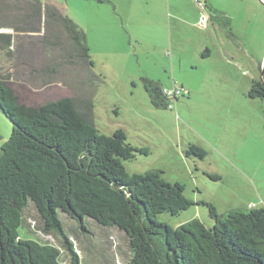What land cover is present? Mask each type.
I'll return each instance as SVG.
<instances>
[{
    "label": "rangeland",
    "instance_id": "374dc122",
    "mask_svg": "<svg viewBox=\"0 0 264 264\" xmlns=\"http://www.w3.org/2000/svg\"><path fill=\"white\" fill-rule=\"evenodd\" d=\"M43 1H58L87 35L96 80L83 84L82 96L93 101L97 128L108 135L121 128L127 142L147 148L124 161L127 171L161 170L168 182L184 184L185 195L194 201L179 215L160 214L159 221L178 227L199 218L212 226L205 203L219 213L264 206V98L249 95L260 67L264 70V0ZM24 37L25 42L39 39ZM35 46L33 66L43 70L51 61L57 72L48 73L44 84L42 74L32 79L29 70L9 69L7 84L18 103L38 106L78 97L85 70ZM147 79L166 91L179 90L169 107L153 103ZM12 129L0 109V152ZM191 145L205 153L191 151ZM60 218L81 264L127 263L130 247L122 231L89 217L86 231H75L77 222ZM42 227L43 219L30 205L21 235L60 246L59 237Z\"/></svg>",
    "mask_w": 264,
    "mask_h": 264
},
{
    "label": "trees",
    "instance_id": "16d2710c",
    "mask_svg": "<svg viewBox=\"0 0 264 264\" xmlns=\"http://www.w3.org/2000/svg\"><path fill=\"white\" fill-rule=\"evenodd\" d=\"M2 28L39 37L16 45L14 34L0 33V58L19 64L20 73L29 70L32 79L42 74L46 84L47 74L57 72L51 61L43 70L33 66L37 45L44 54L57 53L67 66L82 67L86 75L78 97L29 106L18 103L7 84L12 73L3 77L0 72V109L13 122L0 152V264H81L62 215L77 222L75 231H86L85 217L122 231L130 247L126 264H264V206L219 213L205 203L212 226L199 218L178 227L158 220L162 213L179 215L194 201L185 195L184 184L168 182L161 170L130 174L124 161L147 148L127 142L121 128L111 135L97 128L93 101L82 96L83 84L96 80L87 35L63 8L43 0H0ZM260 68L249 92L253 98H264ZM146 88L153 103L165 108L179 91L168 89L169 94L150 79ZM190 150L205 153L196 145ZM30 205L43 219V231L55 233L60 246L21 235Z\"/></svg>",
    "mask_w": 264,
    "mask_h": 264
},
{
    "label": "crops",
    "instance_id": "0c3cea01",
    "mask_svg": "<svg viewBox=\"0 0 264 264\" xmlns=\"http://www.w3.org/2000/svg\"><path fill=\"white\" fill-rule=\"evenodd\" d=\"M54 2H57L56 4L59 3L58 1H54ZM0 33H7V34L11 33V34H14L13 40H14L16 45H20L22 43V41L24 42L25 39H26V37H24V36H26V34H23V33L17 34L12 29H4V28H2V29H0ZM29 35H32V34L30 33ZM14 38H17V39L15 40ZM22 39H24V40H22ZM0 67L1 68H5V69H0V72H1L3 77H6L7 73H9V72L12 73V71H10L9 69H20L19 64L10 65V63L8 61L5 62L2 58H0ZM11 77H12V75H10V78Z\"/></svg>",
    "mask_w": 264,
    "mask_h": 264
},
{
    "label": "built area",
    "instance_id": "2783aa9c",
    "mask_svg": "<svg viewBox=\"0 0 264 264\" xmlns=\"http://www.w3.org/2000/svg\"><path fill=\"white\" fill-rule=\"evenodd\" d=\"M169 94H172L173 93V91H167Z\"/></svg>",
    "mask_w": 264,
    "mask_h": 264
}]
</instances>
